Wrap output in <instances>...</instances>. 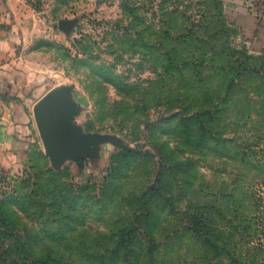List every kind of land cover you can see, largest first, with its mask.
<instances>
[{
    "label": "rangeland",
    "instance_id": "obj_1",
    "mask_svg": "<svg viewBox=\"0 0 264 264\" xmlns=\"http://www.w3.org/2000/svg\"><path fill=\"white\" fill-rule=\"evenodd\" d=\"M0 44L35 126L0 167V264H264V50L225 0H0Z\"/></svg>",
    "mask_w": 264,
    "mask_h": 264
},
{
    "label": "crops",
    "instance_id": "obj_2",
    "mask_svg": "<svg viewBox=\"0 0 264 264\" xmlns=\"http://www.w3.org/2000/svg\"><path fill=\"white\" fill-rule=\"evenodd\" d=\"M229 20L236 25L246 43L264 50V0H225ZM7 45L0 44V167L23 160V147L29 144L35 128L25 105L13 100Z\"/></svg>",
    "mask_w": 264,
    "mask_h": 264
},
{
    "label": "water",
    "instance_id": "obj_3",
    "mask_svg": "<svg viewBox=\"0 0 264 264\" xmlns=\"http://www.w3.org/2000/svg\"><path fill=\"white\" fill-rule=\"evenodd\" d=\"M66 112V105L57 97H44L34 107L38 127L44 135L46 152L54 158L72 151L69 141L72 134L60 131L62 115Z\"/></svg>",
    "mask_w": 264,
    "mask_h": 264
}]
</instances>
